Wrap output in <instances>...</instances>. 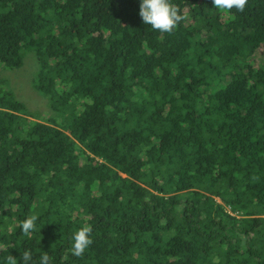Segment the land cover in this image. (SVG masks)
Returning <instances> with one entry per match:
<instances>
[{
    "label": "trees",
    "instance_id": "1",
    "mask_svg": "<svg viewBox=\"0 0 264 264\" xmlns=\"http://www.w3.org/2000/svg\"><path fill=\"white\" fill-rule=\"evenodd\" d=\"M172 3L161 33L139 0H0V264H264V0Z\"/></svg>",
    "mask_w": 264,
    "mask_h": 264
},
{
    "label": "clouds",
    "instance_id": "2",
    "mask_svg": "<svg viewBox=\"0 0 264 264\" xmlns=\"http://www.w3.org/2000/svg\"><path fill=\"white\" fill-rule=\"evenodd\" d=\"M213 8L221 11L236 9L243 11L247 0H211ZM142 23L150 26L153 30L161 33H171L177 25L185 18L178 8L172 3V0H139V12ZM10 83L13 75L7 73ZM220 201V198H217ZM38 217L29 215L21 221L20 231L30 237L37 231ZM92 244V228L88 225H82L73 232L71 237V253L75 256L82 255ZM21 259L23 264H29L31 256L25 251ZM7 264H19L18 259L13 256L6 258ZM39 264H49V257L46 253L39 256Z\"/></svg>",
    "mask_w": 264,
    "mask_h": 264
},
{
    "label": "rangeland",
    "instance_id": "3",
    "mask_svg": "<svg viewBox=\"0 0 264 264\" xmlns=\"http://www.w3.org/2000/svg\"><path fill=\"white\" fill-rule=\"evenodd\" d=\"M263 51L264 48H260L255 55L258 57ZM30 57H32V55H30ZM28 59L29 57L27 58V62ZM33 60L35 61V59ZM33 65L34 62L29 63L28 65L24 64L21 68H18L17 71L11 70L8 72L15 74V76L12 77V84L16 88V90H14L16 96L18 98L21 97L24 100L28 108L27 110L31 114L33 113L39 114V112L45 111L44 105L47 106V101L44 98V96L40 95L33 87L32 76H33V72L35 71V68L37 67L36 61H35V67H33Z\"/></svg>",
    "mask_w": 264,
    "mask_h": 264
}]
</instances>
